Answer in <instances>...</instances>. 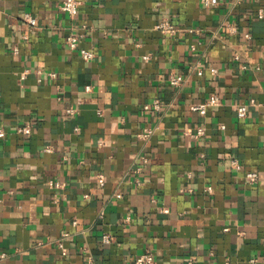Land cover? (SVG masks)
Returning <instances> with one entry per match:
<instances>
[{"label":"crops","instance_id":"0c3cea01","mask_svg":"<svg viewBox=\"0 0 264 264\" xmlns=\"http://www.w3.org/2000/svg\"><path fill=\"white\" fill-rule=\"evenodd\" d=\"M63 1L0 0V264H264V0Z\"/></svg>","mask_w":264,"mask_h":264},{"label":"built area","instance_id":"2783aa9c","mask_svg":"<svg viewBox=\"0 0 264 264\" xmlns=\"http://www.w3.org/2000/svg\"><path fill=\"white\" fill-rule=\"evenodd\" d=\"M206 3H213L216 4L218 0H204ZM82 4L81 0H64L63 3L61 4L60 8L62 11L68 13L71 17H75L79 14V7ZM258 17L259 18H264V10L261 9L258 12ZM27 21L31 24V26L36 25V19L27 14L26 16ZM156 28L164 33H174L176 32L179 27H177L175 24H173L171 21H169L168 19H164L162 21H160L159 23H157ZM189 31H196L199 32V29H195V28H190ZM246 38H251V34L249 32H247L245 34ZM81 41V37L79 34H77L76 32H70L67 36H66V44L69 46V48L71 50H75L78 51L81 55V57L85 60V61H89L91 60L94 56H95V52L93 50L84 48L83 46L81 47L80 44ZM193 48H195V46H193ZM147 57V56H146ZM237 59H239V56H235ZM210 71L212 74H217L218 73V69L216 67H212L210 68ZM26 74L27 71H24L21 75V77L24 79L26 78ZM50 76L52 77H56V73L55 72H50L49 73ZM198 74L203 75L204 74V70L200 69L198 70ZM169 84L171 86H180L184 81H185V77L182 74H171L169 76ZM93 89V86L88 84L85 86V90L86 91H91ZM220 98L218 96V94H213L211 96H209L207 99L200 101V102H194L191 103L189 105V110L191 112H197L201 115H205L208 111V109L210 107L213 106H218L220 104ZM250 105H256V100L255 98L250 100ZM153 107L156 109H159L161 107V102L159 99H157L155 101V103L153 104ZM145 108H151L150 105L146 104ZM77 113V109L73 106L69 107L68 109H66V114L69 116L75 115ZM248 113V104H242L239 105L237 107V116L238 118H245L247 116ZM222 128H225V125H221ZM77 130L79 129V127L76 128ZM20 132L26 133V134H31L32 129L30 125H26L23 127L19 128ZM186 134H190L192 137L199 139L203 136L206 135V129L204 126L201 125H196L193 128H188L186 131ZM153 133V129L151 128H146L144 133L142 134V136L144 137H148ZM5 130L3 128L0 127V137H4L5 136ZM46 151H51L52 148L50 146H47ZM233 163L236 165H238V161L234 160ZM247 177L249 179V182L251 183H256L259 179V174L255 171H250L247 173ZM99 183L101 185H104L105 183V177L103 174H101L99 176L98 179ZM49 185L51 188H63L65 187V183L62 181H58V180H50L49 181ZM209 190H212V187H209ZM120 196V194H119ZM165 211H168V209L166 208ZM112 240V236L109 234H105L103 236V241L104 242H111ZM60 248L62 250L63 255H67L68 250L65 247V245L63 244V242H60ZM5 256V254H2L0 256V260ZM155 263V256L153 254V252H151L150 250H147L141 254H139L136 258H135V264H154ZM88 264H95V261L92 259V257L88 258Z\"/></svg>","mask_w":264,"mask_h":264}]
</instances>
